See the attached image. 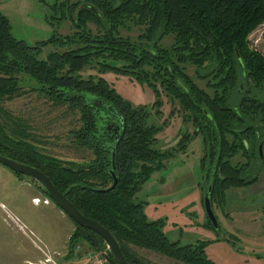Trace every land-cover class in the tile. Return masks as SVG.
Instances as JSON below:
<instances>
[{
	"label": "trees",
	"instance_id": "1",
	"mask_svg": "<svg viewBox=\"0 0 264 264\" xmlns=\"http://www.w3.org/2000/svg\"><path fill=\"white\" fill-rule=\"evenodd\" d=\"M45 8L52 31L33 43L16 38L0 10V154L46 174L81 213L114 236L129 264H146L131 245L185 264H215L205 252L206 240L168 239L163 218H148L145 200L135 192L193 135L202 143L200 186L204 192L209 185L210 204L222 202L227 187L256 180L264 166L253 165L259 159L256 131L264 123V55L248 45L247 35L264 19V0H53ZM64 19L72 29L62 34L57 27ZM130 25L139 29L134 37L122 33ZM167 34L169 46H162ZM47 44L53 47L39 57ZM94 65L145 84L153 92L151 104L132 105L103 76L81 75L84 66ZM186 65L206 78L212 92L194 81ZM18 73L53 104L76 113L67 134L89 151L88 158H60L35 146L25 124L2 104L17 92ZM160 90L193 126L175 147L164 149L155 143L165 120H148L150 106L159 113ZM238 152L245 160L232 163ZM112 154L116 182L108 187ZM72 223L67 255L81 240L91 248L104 246L94 231ZM206 224L214 227L208 219Z\"/></svg>",
	"mask_w": 264,
	"mask_h": 264
},
{
	"label": "rangeland",
	"instance_id": "2",
	"mask_svg": "<svg viewBox=\"0 0 264 264\" xmlns=\"http://www.w3.org/2000/svg\"><path fill=\"white\" fill-rule=\"evenodd\" d=\"M52 1L0 0V10L9 20L11 33L16 38L33 43L48 37L52 31V27L44 18L46 4ZM71 29L68 19L60 21L57 27V31L62 34L70 32ZM138 31V27L130 25L128 29L122 30V33L134 37ZM170 39V34L164 35L159 43L169 46ZM247 39L250 47L264 55V19L250 31ZM52 47L50 44L43 46L39 57L44 56V52ZM192 69L190 65L185 66V71L199 86L212 92V89L205 85L206 78H197ZM80 73L82 76L88 73L103 76L132 105L143 103L149 106L153 100V92L149 87L126 74L110 70L97 71L95 65L84 66ZM17 76V92L4 99L2 104L12 116H16L25 124L35 146L60 158L79 161L88 158L89 151L77 147L67 134L68 129L76 124V113L66 105L53 104L50 99L32 89L31 82L25 79V74L18 73ZM159 97V113L153 114L154 106H150L151 115L148 119L157 124L165 120L162 128L156 133L155 147H175L181 133H192L193 126L189 120L181 119L177 102L171 103L163 90H160ZM256 133L257 147L258 144L261 146V157L255 158V166L259 162L264 165V123ZM201 155V139L199 135H193L183 149L175 150L165 160L163 168L151 172L140 184L135 192L137 198L145 200L143 208H146L148 214L154 218H163L162 230L168 239L177 240L179 243L206 240L205 252L215 264H264V257H261L264 249V166L254 182L227 187L222 202H211L217 221V228H211L206 224L203 190L200 186ZM244 160L240 152L231 157L232 163ZM24 182H33L34 188H39L38 183L29 176L16 174L0 164V264H35L43 258V251H40L36 244L51 255L57 264H69L66 259V241L62 246L60 243L67 229L70 226L73 228L72 221L66 214L59 213V208L50 200V204L28 203L26 197L30 187ZM40 193L42 194L41 191ZM3 196L9 198L16 207L15 212L5 205ZM18 212L32 218L35 216L39 238L54 245L59 244L57 248H50L46 242L49 248L43 246L40 240L18 221ZM13 225L18 231L12 228ZM77 242L83 247L86 246L85 241ZM30 248L31 251L28 250ZM130 248L146 264H185L149 249L133 245ZM24 256L26 259L23 261ZM43 264L53 263L48 261Z\"/></svg>",
	"mask_w": 264,
	"mask_h": 264
},
{
	"label": "water",
	"instance_id": "3",
	"mask_svg": "<svg viewBox=\"0 0 264 264\" xmlns=\"http://www.w3.org/2000/svg\"><path fill=\"white\" fill-rule=\"evenodd\" d=\"M107 108L110 109L111 106L108 104ZM257 148L258 154L261 157L260 144H258ZM0 164L6 166L12 171L27 175L32 180L36 181L38 185L46 191V195L44 196L47 197L52 203H54L64 214H66L75 223L91 229L100 237L104 245L108 248L115 264H129L128 261L125 259L120 249L119 243L114 238V236L99 222L81 213L67 198L66 193L64 191L58 190L46 174H44L42 171L32 165L26 164L24 162L18 161L2 154H0ZM109 171L112 177V181L108 187L112 186L116 182L113 154L111 156V167ZM208 190L209 185L203 192V207L207 219L211 222L214 227H216L217 221L211 208L207 193Z\"/></svg>",
	"mask_w": 264,
	"mask_h": 264
},
{
	"label": "built area",
	"instance_id": "4",
	"mask_svg": "<svg viewBox=\"0 0 264 264\" xmlns=\"http://www.w3.org/2000/svg\"><path fill=\"white\" fill-rule=\"evenodd\" d=\"M39 199L44 203L49 201L45 196L42 198L35 196L32 198V201L37 202ZM36 247L40 249V251H43V258H40L35 264H43L48 261L57 264L54 262L55 260H53L51 255L46 253L38 244H36ZM66 259L69 264H115L109 256V250L105 245L101 248H91L87 244L83 247L81 243L78 242L73 245L72 251L67 255Z\"/></svg>",
	"mask_w": 264,
	"mask_h": 264
},
{
	"label": "crops",
	"instance_id": "5",
	"mask_svg": "<svg viewBox=\"0 0 264 264\" xmlns=\"http://www.w3.org/2000/svg\"><path fill=\"white\" fill-rule=\"evenodd\" d=\"M257 179V178H256ZM24 181V180H23ZM254 182V181H253ZM24 183H26L27 184V186L28 187H30L29 188V192L27 193V197H26V201L28 202V203H30L31 205H38L40 202H42L40 199L37 201V202H33L32 201V198L34 197V196H37V197H39L40 198V196L41 197H43L44 195H42L41 193H40V189L39 188H34V184H33V182H24ZM3 198H4V203H5V205L12 211V212H15V206L12 204V202L10 201V199L9 198H7V197H5V196H3ZM42 203H44V202H42ZM44 204H50L49 202H45ZM59 211V213H63L60 209L58 210ZM144 211H145V213H146V216L148 217V218H154L153 216H151L150 214H148L147 213V211H146V208H144ZM18 221L21 223V224H23V226L26 228V230H28V231H31L32 232V234H34V236H36V238L37 239H39L40 240V242H41V244H43V246H47V244L50 246V248H52V249H55V248H57V246L59 245H54V244H52V243H50V242H48V241H45V240H43V239H41V238H39V236L37 235V233L36 232H38V230H37V228H36V225H35V216H33L34 218H32L31 216H29V215H26V214H24V213H22V212H18ZM12 228L15 230V231H18V230H16V228H15V226L13 225L12 226ZM71 226L67 229V231H66V233H65V235L63 236V238H62V240H61V246H62V244L67 240V237H68V234H69V232L71 231ZM21 232V231H20ZM22 233V232H21ZM24 233V232H23ZM22 233V234H23ZM47 244H46V243ZM34 245V244H33ZM54 246H56V247H54ZM32 247V246H31ZM34 247H35V245H34ZM47 248H49L48 246H47ZM28 250H32L31 248L30 249H28ZM27 252V251H26ZM29 252V251H28ZM26 259V256H24L23 257V261Z\"/></svg>",
	"mask_w": 264,
	"mask_h": 264
}]
</instances>
